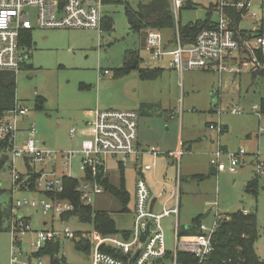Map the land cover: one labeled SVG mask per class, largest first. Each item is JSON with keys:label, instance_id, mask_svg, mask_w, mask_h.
I'll list each match as a JSON object with an SVG mask.
<instances>
[{"label": "rangeland", "instance_id": "obj_1", "mask_svg": "<svg viewBox=\"0 0 264 264\" xmlns=\"http://www.w3.org/2000/svg\"><path fill=\"white\" fill-rule=\"evenodd\" d=\"M151 1L108 0L104 3L103 12L112 19L113 29L102 31L100 38L93 30L56 29L31 33L29 67L15 76V100L28 110L26 116L19 120L18 128L24 136L20 138L18 132L17 143L27 139L26 130L33 125V140L37 148L52 153L68 150L73 147L69 138L71 129L77 130L76 140L89 137L90 132L80 137L83 125L90 119L88 110L135 111L139 117L137 140L140 146L147 152L154 150L158 155L154 172L143 176L152 194L157 196L162 189L168 192L170 186H175L177 172L180 174V227L204 215L201 223L210 229L214 203L221 216L238 211L255 213L257 240L254 249L264 264V180L257 178V189L252 193L246 189V182L254 177L250 166L237 167L235 174L227 170L218 173L213 168L210 172L209 167V154L217 145L225 147L229 154L243 151L247 164L250 156L264 159V76L253 77L249 73H223L219 76L202 70L180 74L162 66L170 62L169 57L155 63L148 62L143 51L146 32L136 33L129 29L125 8L136 10L140 4ZM165 1L169 3V0ZM213 2L185 0L188 8L178 13L180 26L203 23L208 18L206 9ZM251 12L257 13V22L261 20L264 30V0H254ZM214 19L210 16L211 21ZM251 23V20L247 21L243 27L249 28ZM162 34L173 42L171 29L163 30ZM126 51L139 52L143 59L141 66L164 67L161 76L152 81L140 80L136 71H132L123 78L112 79L115 70L121 67ZM232 66L238 67L235 63ZM103 71H108V74L103 75ZM38 101L42 102L41 109L37 108ZM142 105L143 109H140ZM231 108L243 113L231 115ZM211 124L226 127L227 132L219 135L209 130ZM180 142L183 143V155L178 163L171 154L177 151ZM11 160L9 157L7 166L0 171V189L3 190L0 204L11 210L15 201L44 200L45 194L40 189L35 190L34 187L26 191L23 186L20 190L12 186V167L22 176L20 180L25 186H35V182H26L27 167L22 159H14L13 165ZM153 161L152 155L142 157L143 166L152 165ZM222 162L227 167L225 158ZM54 163L55 174L60 176L62 172L57 160L42 166L35 165L33 170L38 172L44 167V173H49ZM78 165L76 158L70 171L74 179L81 178ZM133 169L131 161L122 172L115 163L106 164L110 184L116 188L123 184L129 197L124 208L108 191L94 196L91 201L92 211L110 214L120 234L130 235L133 229L134 184L139 179ZM167 197L160 199L156 211ZM11 213L22 218L21 221L15 220V225L29 226L24 237L16 238L21 259L32 255L31 244L36 240V233L54 231L60 234L57 237L60 241L59 255L67 264H91L92 247L89 252L77 251L74 241L61 235L68 228L73 234L87 236L94 245L96 236L91 224L76 218L61 220L57 216H44L31 207L12 208ZM11 220L0 231V264H9L10 261L13 239L6 228H10ZM170 222L168 219L162 224L169 250L172 242ZM44 260L47 262V259Z\"/></svg>", "mask_w": 264, "mask_h": 264}, {"label": "built area", "instance_id": "obj_2", "mask_svg": "<svg viewBox=\"0 0 264 264\" xmlns=\"http://www.w3.org/2000/svg\"><path fill=\"white\" fill-rule=\"evenodd\" d=\"M254 0H217L215 5L216 19L209 21L193 38L192 43L183 44L179 32L178 13L185 6V0H170L173 20L174 48L166 52L160 31L148 30L145 37V50L151 60L161 56L171 58L169 66L177 71H217L230 73H253L264 71V35L260 33L256 14L251 12ZM103 0H0V73L16 75L29 58V51L24 50L20 40L23 32L33 29L37 31L48 29L66 30H96L100 32L104 18ZM232 14L239 17V21L232 19ZM251 20L248 29L240 28L245 19ZM33 19V21L31 20ZM261 58V59H260ZM236 62L238 67H230L227 63ZM108 71H103V75ZM256 109V108H254ZM28 110L14 101L13 108L7 110L0 118V149L14 159H22L26 165H46L57 160L62 174L56 175L54 171L42 173L35 181V187L52 197L41 201L22 200L15 201L12 208L31 207L38 209L44 216H61L72 213L74 205L68 200L58 199L56 196L64 193L63 178L74 179L70 175L72 161L80 159L78 169L80 179L76 180L75 193L79 195L84 205L90 206L95 195L103 193L102 186L97 182L99 174H106V164L113 162L124 167L128 161L139 157L142 153L137 149L138 114L135 111L91 110L92 117L89 125L92 136L82 141L79 149L62 152H48L36 147L33 134V125L27 129L28 137L17 143L19 132L18 121L27 114ZM232 115L241 114L239 109L231 108ZM218 134L222 126L209 125ZM75 130L70 131L73 138ZM152 156L157 153L152 150L147 152ZM183 152L174 153L179 161ZM245 153L238 151L234 154L224 152L219 146L211 154L210 167L217 172L235 174L236 168L243 165ZM227 160V167L222 159ZM253 172L257 178L264 179V159L253 156ZM55 166V163H54ZM53 166V167H54ZM151 166H145L150 170ZM178 181L175 183V192L171 194L174 199L172 209L163 208L161 213L155 214L150 208V191L143 179H138L134 186V219L133 229L127 239L113 235L102 236L94 232L96 243L92 245L91 264H129L132 256L136 257L132 264H178V254L183 253L193 256L197 264H203L212 252L213 234L218 222L222 219L219 215L217 204L214 208L213 223L210 229L199 224L196 233H180L177 225L178 218ZM12 186L21 189L27 186L21 183L20 176L11 168ZM165 189L159 196L165 195ZM12 214V213H11ZM173 217L174 234L172 248H167L162 221ZM9 232L13 243L9 264H48L43 258L35 257L47 242L52 241L60 234L54 231H40L36 233V240L31 244L32 255L21 259V250L17 247V236L24 237L29 231L28 224L15 225L11 218ZM147 232L144 241L141 236ZM61 235L65 239L78 241L68 228Z\"/></svg>", "mask_w": 264, "mask_h": 264}, {"label": "trees", "instance_id": "obj_3", "mask_svg": "<svg viewBox=\"0 0 264 264\" xmlns=\"http://www.w3.org/2000/svg\"><path fill=\"white\" fill-rule=\"evenodd\" d=\"M108 0H103L107 3ZM125 17L132 32L139 33L147 29L165 30L173 27L172 13L168 2L165 0H154L148 4H140L136 10L130 7L125 8ZM235 22L239 21V17L235 14ZM207 20L203 23L195 22L189 23L185 26L179 25L180 37L183 44L192 43L193 38L198 31L207 25ZM101 28L103 31H111L113 29V21L108 17L102 20ZM24 44L30 47L31 42L29 36L25 35ZM261 59V58H260ZM141 60L137 52L126 51L123 55L122 65L115 70L114 77L122 78L132 71H136L141 80H155L161 74L160 70H150L140 68ZM264 74V73H263ZM15 101V77L11 73H0V118L4 113L13 108ZM42 102L38 101L37 108H42ZM9 162V156L0 149V171L3 170ZM27 166L28 182H35L39 175L32 171L29 165ZM122 172L123 167H119ZM22 179V176H20ZM203 180V178H199ZM97 182L102 186L103 191L110 192L123 206L128 202V195L124 190L123 184L120 188L112 186L109 182L108 176L99 174ZM63 185L65 187L64 193L56 197L61 200H68L74 205V211L69 214L61 215V220L69 218H76L80 222L89 223L93 230L102 236H110L120 234L116 231L114 222L110 214L105 212H93L91 206H86L82 203L79 195L75 193L76 180L63 178ZM29 188L34 189V185H28ZM246 189L254 191L257 189V178L246 184ZM254 190V191H253ZM3 190L0 189V195ZM46 197H52L49 193H45ZM12 218L9 207H3L0 204V231L3 225L8 223ZM201 217L193 220L192 225L200 224ZM8 230V226L6 228ZM182 233H187L183 231ZM123 237L127 236L126 233ZM78 237V241H74L77 251L89 252L92 244L87 236L81 233L74 234ZM257 240V220L255 213L244 214L240 211L224 216L217 225L213 234L212 252L203 264H263L258 258L254 245ZM60 241L53 239L47 242L45 246L35 254V257L47 259L48 264H67L66 260L59 255ZM178 264H197V260L191 255L179 253Z\"/></svg>", "mask_w": 264, "mask_h": 264}, {"label": "crops", "instance_id": "obj_4", "mask_svg": "<svg viewBox=\"0 0 264 264\" xmlns=\"http://www.w3.org/2000/svg\"><path fill=\"white\" fill-rule=\"evenodd\" d=\"M152 1H154V0H152ZM151 1V2H152ZM216 1L217 0H214V2L211 4V5H209V7H208V9H206L207 11V21L209 22V21H211L210 20V16H214L215 17V19H216V14H215V12H214V10H215V5H216ZM150 3V2H149ZM169 8H170V11H171V2H170V0H169ZM103 5H104V3H103ZM184 8H188V5L187 4H185V6H184ZM183 8V9H184ZM256 14V19H257V13H255ZM234 16H235V14H232V19H234ZM104 17H106L105 16V14H104ZM111 19V18H110ZM214 19V20H215ZM213 21V20H212ZM247 21H249V19L247 18V19H245V20H243V22L240 24V28H244V29H248L247 27H243V24L245 23V22H247ZM257 21H259V18H258V20ZM207 22V23H208ZM258 23V25H259V29H260V33L262 34V35H264V30H263V28H262V22H261V20H260V22H257ZM102 24V23H101ZM173 29V27L171 28V30ZM48 30H56V29H48ZM148 30H155V29H147V30H145L144 32H147ZM33 31H37V30H35V29H33V30H31V31H28V32H23L22 33V35H21V40H20V43H21V46H22V48L24 49V50H27V51H29V57H30V55H31V45H30V47H28L27 45H25L24 44V40H25V35L27 34L28 36H29V38H30V42H31V33L33 32ZM42 31H47V30H42ZM93 31H96V30H93ZM103 30H102V28L100 29V32H98V31H96L97 33H98V37L100 38V34H101V32H102ZM160 31V33H161V36H162V39H163V43H164V49H165V51L166 52H169V51H171L173 48H174V43L173 42H171V40L170 39H165V37L163 36V34H162V32H163V30H159ZM143 51L144 52H146V50H145V41H144V45H143ZM135 52H137V51H135ZM137 55H138V57H139V59L141 60V63H140V68H142V69H150V70H160L161 71V73H162V71H163V69H164V67L166 68V67H169V68H171L170 66H169V64H170V62L168 61L167 63H164V65H162V66H164V67H160V68H149V67H146V66H141V64L143 63L142 61H143V59H141V56L139 55V52H137ZM146 55H147V61L148 62H151V63H155V62H159V60H163V58H165V57H169V56H161V57H159L158 59H156V60H151L150 59V56L148 55V53L146 52ZM170 58V57H169ZM122 60H123V58H122ZM161 60V61H162ZM170 61H171V59H170ZM227 63V62H226ZM237 64L236 62H229V63H227L228 64V66H230V67H233L232 65L233 64ZM122 65V64H121ZM28 67H29V65H28V63H27V61H26V63L22 66V68H21V70H25V69H28ZM172 69V68H171ZM20 70V71H21ZM19 71V72H20ZM177 72V71H176ZM183 72H185V71H183ZM183 72H178V73H180V74H182ZM207 72H214V73H216V74H218L219 76L220 75H222L223 73H230V72H221V73H218L217 71H207ZM137 73V72H136ZM244 73H248V72H244ZM243 73V74H244ZM264 71H257V72H253V73H249L250 75H252L253 77H257V76H264ZM241 74V73H240ZM99 75H101V74H99ZM105 75H107V74H105ZM137 75H138V73H137ZM16 75H14V77H15ZM160 76H161V74H160ZM125 77V76H124ZM123 78V77H122ZM138 78H139V76H138ZM159 78V77H158ZM112 79H118V78H116V77H113ZM140 79V78H139ZM157 79V78H156ZM155 79V80H156ZM141 80V79H140ZM149 81H152V80H149ZM16 101V100H15ZM17 102V101H16ZM18 103V102H17ZM19 104V103H18ZM262 104H263V106H264V103L262 102ZM20 105V104H19ZM23 106V105H22ZM143 106L144 105H142V106H139V108L140 109H143ZM253 110H255L254 108H253ZM89 111H91V110H88L87 111V115L89 116V121H87L86 123H85V125H83L84 127H83V132H81V135H80V137L82 136V135H85V134H88L89 132H90V135H89V137L88 138H83V139H78V140H76V134H77V130L76 129H74L75 130V133H74V136H73V138H71L70 137V132H69V138H70V141H71V146H73L72 148H70V149H68V150H76V149H79V147H80V145H81V143H82V141H84V140H87V139H89L91 136H92V128H91V126L89 125V123L91 122V119H92V117L89 115ZM102 111H106V110H102ZM28 113V112H27ZM140 113V112H139ZM243 113V112H242ZM232 115V114H231ZM26 116V115H25ZM258 117L260 118V116L258 115ZM139 118V117H138ZM21 119V118H20ZM19 119V120H20ZM18 123H19V121H18ZM209 128V127H208ZM137 129H138V127H137ZM72 130V129H71ZM70 130V131H71ZM209 130H212V129H210L209 128ZM87 131V132H86ZM212 131H215V130H212ZM19 135H20V138H22L24 135L21 133L22 131H20L19 130ZM26 132H27V130H26ZM216 132V131H215ZM225 132H227V128L226 127H222V131H221V133H219V135H222V133H225ZM24 141V140H23ZM220 147L224 152H226L227 153V150H226V148L225 147H223V146H220V145H217L216 147H215V149L209 154V158L211 157V154L217 149V147ZM136 147H137V149L142 153L139 157H137V158H133V159H131L130 161H131V163H132V165H133V170L137 173V175H138V177L140 178V179H143V176H144V174L145 173H148V172H151V171H153L154 172V166H155V159H156V157L158 156V155H156L155 157L153 156V158H154V161H153V164L152 165H145V166H151V168H150V170H145L144 169V167L145 166H143L142 164V157L144 156V155H150V154H148L147 153V151H145L141 146H140V144H139V142H138V140H137V142H136ZM189 148V147H188ZM178 150H181L182 152H183V143L182 142H180L179 144H178V149H177V151ZM62 151H67V150H62ZM62 151H60V152H62ZM176 151V152H177ZM183 155V154H182ZM171 157L173 158V159H175V156H174V154H171ZM78 158V157H77ZM181 158V157H180ZM254 158L253 157H251L250 156V161H249V163L247 164L246 163V159L244 158V162H243V165H241L240 167H244L245 165H248V166H250L251 167V171H252V173H253V175H254V172H253V164H254V160H253ZM78 160L80 161V159L78 158ZM179 161H180V159H179ZM179 161H177L178 163H179ZM24 165L26 166V164H25V162H24ZM58 165H59V163H58ZM118 166V165H117ZM27 167V166H26ZM120 166H118V168H119ZM209 167H210V164H209ZM32 168V171L34 172V170H33V168L34 167H31ZM60 168V167H59ZM55 170V166L54 167H51V172L52 171H54ZM210 172H213V170L211 169V167H210ZM44 172V167H41L40 168V170L38 171V172H34L35 174H38L39 176H40V174H42ZM55 172V171H54ZM50 173V172H49ZM219 173V172H218ZM106 174H107V172H106ZM106 174H104V175H106ZM20 176V175H19ZM177 178L179 179V181H178V195H179V197H178V200H179V208H178V218H177V225H178V229H179V231H180V233H182L183 231H186L187 233H189V234H193V233H196V229H197V226H194V225H192V223L191 224H187V225H185L184 227H180L179 226V216H180V207H181V177H180V174L177 172V175H176V179H175V181H174V183H176V181H177ZM254 178H257L255 175H254V177L250 180V181H252ZM27 179H28V177H27ZM26 179V180H27ZM156 178H154V180H155ZM144 180V179H143ZM262 180H264V179H262ZM145 181V180H144ZM250 181H247L246 183H248V182H250ZM157 181H155V183H156ZM147 184V183H146ZM134 186H135V184H134ZM147 186H148V188H149V191H150V205H151V202L152 201H154V203H153V206L151 207V210H152V212L153 213H155V214H159V213H161V211H162V209L165 207V208H167V209H172L173 207H174V199L171 197V194L172 193H174L175 192V186H170V190L168 191V192H165V195H163V196H159V194L156 196V195H154V194H152V192H151V189H150V187H149V185L147 184ZM36 189H38V188H36L35 187V190ZM34 190V191H35ZM43 194H45V192H43ZM101 195V194H100ZM96 196V195H95ZM165 196H168L167 197V200L163 203V205L160 207V209L158 210V211H156V205L158 204V202L160 201V199H162L163 197H165ZM46 197V196H45ZM48 198H50V197H46L45 199H48ZM129 200V199H128ZM133 205H134V196H133ZM87 206V205H86ZM91 206V205H90ZM134 207V206H133ZM242 213H244V214H247L246 212H242ZM203 217H205L204 215L203 216H201V220H202V218ZM224 216H222V218H223ZM133 219H134V212H133ZM168 219H170V230H171V235H172V242H171V248H172V243H173V234H174V222H175V220H174V218L171 216V217H169V218H166V219H164V220H168ZM163 220V221H164ZM257 220V219H256ZM163 221H162V224H163ZM193 222V221H192ZM200 224H202L201 223V221H200ZM43 225H46V223H44ZM8 231H9V228H8ZM163 231H164V228H163ZM98 233V232H97ZM127 234V236L125 237H123V234L121 235V234H117V235H114L115 237H119V238H121V239H127L128 237H129V234L128 233H126ZM186 234V233H185ZM164 235H165V231H164ZM167 244V243H166ZM168 250H169V248H168ZM171 250V249H170ZM169 250V251H170ZM257 254V253H256Z\"/></svg>", "mask_w": 264, "mask_h": 264}, {"label": "water", "instance_id": "obj_5", "mask_svg": "<svg viewBox=\"0 0 264 264\" xmlns=\"http://www.w3.org/2000/svg\"><path fill=\"white\" fill-rule=\"evenodd\" d=\"M153 203H154V201L151 202L150 208L153 206ZM146 235H147V232H145L144 234H142L141 241H144ZM136 255H137V253L134 256L131 257V259L129 261V264H132L133 263V260L135 259Z\"/></svg>", "mask_w": 264, "mask_h": 264}]
</instances>
